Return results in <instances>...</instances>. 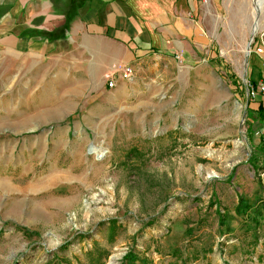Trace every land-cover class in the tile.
<instances>
[{
  "label": "rangeland",
  "instance_id": "rangeland-1",
  "mask_svg": "<svg viewBox=\"0 0 264 264\" xmlns=\"http://www.w3.org/2000/svg\"><path fill=\"white\" fill-rule=\"evenodd\" d=\"M259 2L201 0L205 61L142 63L123 96L93 64L0 50V264H264Z\"/></svg>",
  "mask_w": 264,
  "mask_h": 264
},
{
  "label": "crops",
  "instance_id": "crops-1",
  "mask_svg": "<svg viewBox=\"0 0 264 264\" xmlns=\"http://www.w3.org/2000/svg\"><path fill=\"white\" fill-rule=\"evenodd\" d=\"M200 2L0 0V50L51 55L58 61L71 60L80 69L93 64L95 76L117 65L129 66L126 70L133 73L142 63L172 56L193 68L209 52L206 25L198 17ZM258 69L251 73L256 83ZM134 77H117L114 87L102 82L101 89L129 94ZM78 79L87 86L96 83L90 75ZM248 101L256 114L260 106L264 110V96Z\"/></svg>",
  "mask_w": 264,
  "mask_h": 264
},
{
  "label": "trees",
  "instance_id": "trees-1",
  "mask_svg": "<svg viewBox=\"0 0 264 264\" xmlns=\"http://www.w3.org/2000/svg\"><path fill=\"white\" fill-rule=\"evenodd\" d=\"M249 83L254 86V87H257V83L252 80V79H249ZM249 99H251V97H249ZM260 110V113L259 115L261 114V119L264 120V110L262 109V107L260 106L259 108ZM260 152L264 153V138H262L261 140V143H260ZM256 158V157H255ZM253 166L256 168V170H258V167L257 164L254 162ZM249 207V202H247L245 199H241V202H240V206L238 207V210L240 209H246ZM117 219H113V220H110V230L112 232L115 233V229L117 227ZM138 259V256L133 252V251H129L123 258V261H122V264H134ZM95 261H92V264L94 263Z\"/></svg>",
  "mask_w": 264,
  "mask_h": 264
},
{
  "label": "built area",
  "instance_id": "built-area-1",
  "mask_svg": "<svg viewBox=\"0 0 264 264\" xmlns=\"http://www.w3.org/2000/svg\"><path fill=\"white\" fill-rule=\"evenodd\" d=\"M262 49V47H260V50ZM125 67V66H124ZM116 68V66L114 67ZM123 69V66H121L120 68L114 70V71H110L106 77H107V83L109 87H114L115 86V78H114V74L117 72H120ZM125 69V75L127 79H130L132 76V73L130 71H127L126 68ZM248 92H249V97H251V99H256L259 95L264 96V74L262 79L257 83V87L252 86L250 83L248 84Z\"/></svg>",
  "mask_w": 264,
  "mask_h": 264
},
{
  "label": "bare ground",
  "instance_id": "bare-ground-1",
  "mask_svg": "<svg viewBox=\"0 0 264 264\" xmlns=\"http://www.w3.org/2000/svg\"><path fill=\"white\" fill-rule=\"evenodd\" d=\"M260 2H261V0H260ZM260 2H259V4H260ZM262 4V3H261ZM260 7H261V5H260ZM262 11H264V9H262V7L260 8ZM236 13V11H232V14L234 15ZM261 24V21L260 20H257L256 21V23H255V25H254V27H253V30H254V32H256V30L258 29V28H260V29H262L263 27H262V25H260ZM261 26V27H260ZM260 31V30H259ZM115 67V66H114ZM114 67H112L110 70H109V72L110 71H114V70H116L117 68H119V65H117L116 66V68H114ZM108 73H105V77H106V75H107ZM100 75V74H99ZM91 152L92 153H95L96 155H97V157H100L102 154V152H100V151H98L97 149H95V148H92L91 149Z\"/></svg>",
  "mask_w": 264,
  "mask_h": 264
},
{
  "label": "water",
  "instance_id": "water-1",
  "mask_svg": "<svg viewBox=\"0 0 264 264\" xmlns=\"http://www.w3.org/2000/svg\"><path fill=\"white\" fill-rule=\"evenodd\" d=\"M248 50H249L248 53H250V45L248 46Z\"/></svg>",
  "mask_w": 264,
  "mask_h": 264
}]
</instances>
